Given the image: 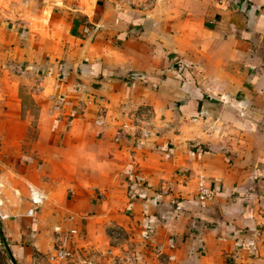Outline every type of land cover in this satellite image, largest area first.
<instances>
[{
  "label": "crops",
  "instance_id": "obj_1",
  "mask_svg": "<svg viewBox=\"0 0 264 264\" xmlns=\"http://www.w3.org/2000/svg\"><path fill=\"white\" fill-rule=\"evenodd\" d=\"M40 2L46 25L31 13L0 26V196L15 200L0 199L8 255L264 264V0H97L90 12L86 0ZM19 71L42 73L39 109L50 91L56 99L30 145ZM202 180L212 201L199 198Z\"/></svg>",
  "mask_w": 264,
  "mask_h": 264
},
{
  "label": "rangeland",
  "instance_id": "obj_2",
  "mask_svg": "<svg viewBox=\"0 0 264 264\" xmlns=\"http://www.w3.org/2000/svg\"><path fill=\"white\" fill-rule=\"evenodd\" d=\"M37 4L36 6H30V7H26L24 0H17V2H13V4H11L8 0H0V26H13L15 25V22L18 21L20 23V21H23L26 17H29V15H31V13H33V15H38L37 17L40 16V18L42 20H39V23L41 25H46L45 22V17H47V12L45 13L46 10H51V9H47L48 7H43L44 4L42 2H40V0H36ZM97 0H86L85 2V6L84 8H86L85 10H87L88 12H90L93 7L95 6V2ZM53 8V7H52ZM127 8H130V6H128ZM62 10H64V8H62ZM55 11L57 12L58 9H55ZM65 11V10H64ZM69 12V11H68ZM69 16V15H68ZM17 19V20H16ZM22 26H24L23 24H21ZM18 29V26H17ZM24 29V28H23ZM10 64V63H8ZM6 66H8L6 64ZM21 69V68H18ZM29 71H33V70H29ZM9 75L12 76V74H9L8 72H3L2 75ZM42 73H33V75H31L32 77L27 78L25 76H22V73L19 71L17 73L16 77V83H17V89H18V96L20 99H26L27 103H26V109L29 112V115H27V121L29 122V124H31V130L29 135L27 136V138L25 139L24 143L30 145L32 142H34V140L37 138V132L36 129L37 127L42 126V120H41V111H43V113H45L43 115L44 119H49V120H53V118L55 117V115H53L52 111H55V102L56 99L49 98L50 96H52L53 91H50L48 98H46L47 100H43L44 105H42L43 102H41V105L43 106V109L40 108L39 109V104L37 103V100L42 99L40 97V94L42 93ZM22 76V77H20ZM1 84V81H0ZM51 86V84H50ZM1 91L5 92V89L3 87L0 88V93L2 94ZM7 93V92H5ZM25 100V101H26ZM24 103V102H23ZM24 110V111H25ZM41 110V111H40ZM40 111V112H39ZM25 117V116H24ZM23 120L25 121L26 117ZM30 128V127H29ZM14 138H16L15 136H13ZM8 154H11V152H7ZM3 154V153H2ZM3 185V184H2ZM3 187V186H2ZM16 195V192H14ZM14 198V197H13ZM0 199L2 200V202H4V200L6 201L7 205H9L10 208H14L15 207V200L12 199V195L8 192H3L2 195L0 196ZM17 199V198H16ZM31 199V197H30ZM1 202V203H2ZM3 208H4V204L2 203V206H0L1 212L3 213ZM1 219L2 216L0 215V264H13L12 261L9 258L8 255V251L7 248L5 247V244L1 241V236L4 234L2 232V224H1ZM111 235L113 237H110L111 239H113V243L112 245L115 246V248H117L118 250H120L119 248H121V238L120 236H118V233L116 231H114V233H111ZM119 247V248H118ZM47 251H49V249H47ZM119 255V253H118ZM116 256V254H115ZM118 257V256H116Z\"/></svg>",
  "mask_w": 264,
  "mask_h": 264
},
{
  "label": "built area",
  "instance_id": "obj_3",
  "mask_svg": "<svg viewBox=\"0 0 264 264\" xmlns=\"http://www.w3.org/2000/svg\"><path fill=\"white\" fill-rule=\"evenodd\" d=\"M220 5L223 4L222 1L219 2ZM144 136L148 137L149 134L147 132H144ZM197 191L199 193V198L202 202H209L212 201L214 199L215 193L209 189L206 185V182L204 180L200 181L197 185ZM43 197L38 194L35 191H31V202L34 206H39L42 204L43 202ZM33 211L30 212V214H32ZM73 234H75V231H72ZM69 256L68 252H66L65 249H60L58 251V257L59 258H67Z\"/></svg>",
  "mask_w": 264,
  "mask_h": 264
},
{
  "label": "trees",
  "instance_id": "obj_4",
  "mask_svg": "<svg viewBox=\"0 0 264 264\" xmlns=\"http://www.w3.org/2000/svg\"><path fill=\"white\" fill-rule=\"evenodd\" d=\"M1 241L6 245V242H5V238H4V236L2 235L1 236ZM10 256V255H9ZM10 259H11V261L13 262V264H16V262L14 261V259L10 256Z\"/></svg>",
  "mask_w": 264,
  "mask_h": 264
}]
</instances>
